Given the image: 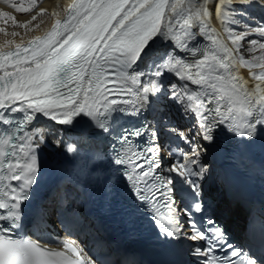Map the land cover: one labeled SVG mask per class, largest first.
I'll list each match as a JSON object with an SVG mask.
<instances>
[{"label": "snow or ice", "instance_id": "snow-or-ice-1", "mask_svg": "<svg viewBox=\"0 0 264 264\" xmlns=\"http://www.w3.org/2000/svg\"><path fill=\"white\" fill-rule=\"evenodd\" d=\"M213 3L223 32L211 27ZM253 4L264 9V0H74L43 37L0 45V264H96L74 241L51 249L8 235L21 227L38 181L41 116L91 136L114 135L119 148L112 147L115 156L106 164L152 209L166 242H192L186 248L197 264H264V254L229 242L213 218L216 209L207 215L212 205L199 182L208 172L201 155L214 144L216 129L226 126L249 143L264 137V23L247 22L254 20L247 11ZM11 6L28 13L37 0ZM158 105L174 107L193 126L174 125ZM145 111L155 112L152 123L119 124ZM132 137L145 147L134 149ZM161 137L188 146L170 150L176 160L166 170ZM66 152L78 149L69 145Z\"/></svg>", "mask_w": 264, "mask_h": 264}, {"label": "bare ground", "instance_id": "bare-ground-1", "mask_svg": "<svg viewBox=\"0 0 264 264\" xmlns=\"http://www.w3.org/2000/svg\"><path fill=\"white\" fill-rule=\"evenodd\" d=\"M69 0H43L40 5L28 13H20L15 10L10 4V2H5V0H0V13H8L9 16L13 17V20L7 19L6 17L0 15V29L4 31L0 32V45H5L7 41H12L14 43L21 42L25 38L32 36L40 28L46 27L50 21V17H53L55 13L59 11L65 12V7L68 4ZM259 8L261 12L264 9L253 4L250 9L251 11H256ZM46 10L42 15L39 14V10ZM210 11H212V16L210 20L211 27H213L217 32H223V27L221 23L217 20L214 11V3L209 5ZM36 15L37 19L32 20V16ZM58 16V15H57ZM258 20V19H257ZM259 23V22H258ZM16 32L18 35L12 36V33ZM11 44V45H12ZM10 46V45H9ZM159 47V43L157 45ZM243 53V52H242ZM244 55V53H243ZM240 74L245 78H249L248 70L241 69ZM158 110L159 107L157 106ZM150 116H154L155 112L147 111ZM38 121L41 128L44 129L42 135L44 137V142L41 143V146H45L47 152L52 158H56L64 165V168L71 169L72 164H68L69 161H75L76 157L72 153H66V148L69 145H81L79 147L80 151H90L92 150L91 146L99 139V137L91 136L88 133L81 130L79 126H62L58 125L55 122L49 121L47 118L40 117ZM42 120V121H41ZM41 121V122H40ZM86 122V118H81V124ZM42 124V125H40ZM67 139L69 141L67 142ZM194 140H199L198 138H193ZM81 143V144H80ZM84 144V145H82ZM69 154V155H68ZM65 155V156H64ZM206 156L204 153L201 155V163L207 166ZM211 165L207 166L208 172L211 170ZM231 214L235 217L236 222L241 223L244 219L242 218V212H240L236 207H231ZM98 242V241H97ZM97 246L99 244L96 243ZM99 249H106L107 245L100 244Z\"/></svg>", "mask_w": 264, "mask_h": 264}, {"label": "rangeland", "instance_id": "rangeland-1", "mask_svg": "<svg viewBox=\"0 0 264 264\" xmlns=\"http://www.w3.org/2000/svg\"><path fill=\"white\" fill-rule=\"evenodd\" d=\"M10 2V4L12 5V4H16V3H20V4H23L24 6H27V3H28V0H8V3ZM252 9H250V8H248L247 9V11H248V13L250 14V16L251 17H254V20H247V22L248 23H264V11L263 12H261V10L259 9V8H257L256 9V11H251ZM21 13V12H20ZM240 19H246V18H244V17H240ZM258 19V20H257ZM251 38H253V37H249V39H251ZM247 47V44L245 43V48ZM243 53H244V55L246 54L247 55V57H248V53L246 52V51H244L243 49L241 50ZM170 79H173L174 80V82H177V81H175V79L173 78V77H170ZM158 107H159V110H163V111H169V109H165V108H162L161 106H159L158 105ZM155 115V114H154ZM169 115H170V117H171V119L173 118V117H175L176 115H178L179 117V119L180 120H183V116L173 107V108H171V110L169 111ZM185 119H187L186 117H185ZM193 138H197V137H193Z\"/></svg>", "mask_w": 264, "mask_h": 264}]
</instances>
